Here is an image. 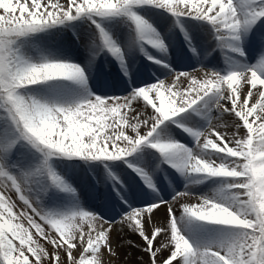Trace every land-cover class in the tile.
Wrapping results in <instances>:
<instances>
[{
    "label": "snow or ice",
    "instance_id": "obj_1",
    "mask_svg": "<svg viewBox=\"0 0 264 264\" xmlns=\"http://www.w3.org/2000/svg\"><path fill=\"white\" fill-rule=\"evenodd\" d=\"M0 264H264V0H0Z\"/></svg>",
    "mask_w": 264,
    "mask_h": 264
}]
</instances>
